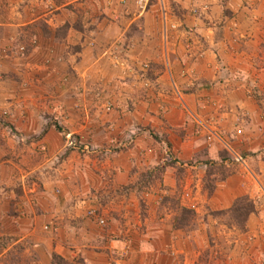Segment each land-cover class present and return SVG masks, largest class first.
<instances>
[{
    "label": "crops",
    "instance_id": "1",
    "mask_svg": "<svg viewBox=\"0 0 264 264\" xmlns=\"http://www.w3.org/2000/svg\"><path fill=\"white\" fill-rule=\"evenodd\" d=\"M36 3L0 0V46L28 29L39 39L23 57L9 53L2 72L17 85L23 59L30 73H40L43 94L8 104L13 116L19 105L30 121L53 115L63 130L50 125L27 146L34 151L37 140L48 151L27 153V206L11 226L0 225V235L29 236L34 225L21 221L36 215L55 227L32 246L23 248L22 237L0 241V264H54V252L68 264H200L192 224L177 219L184 208L195 215L196 234L210 224L207 216L230 209L243 194L264 209V8L258 20L246 14L247 23L238 19L216 32L183 5L180 16H169L166 38L155 0L147 9L131 0H41L37 9ZM80 6L93 10L76 26ZM98 93L114 100L111 113L98 107ZM31 125L24 123V135L36 134L42 122ZM66 131L102 151L66 148ZM231 150L246 153L247 163L235 162ZM218 162L232 171L210 194L204 176ZM91 207L105 225L88 215Z\"/></svg>",
    "mask_w": 264,
    "mask_h": 264
},
{
    "label": "rangeland",
    "instance_id": "2",
    "mask_svg": "<svg viewBox=\"0 0 264 264\" xmlns=\"http://www.w3.org/2000/svg\"><path fill=\"white\" fill-rule=\"evenodd\" d=\"M34 1H37V9L41 0ZM51 1L53 2L55 0ZM167 4L169 15L180 16L182 11L185 10L181 8V6L186 5L187 8L185 11H189L195 17L200 16L205 24V27L209 28V31H211V27H214L216 32H223V30H226L224 29V25H227L228 23L235 25V22L238 19L241 23H247L246 14L249 15L251 19L258 20L260 13L264 8V0H167ZM203 5L207 6L206 10L203 9ZM196 7L198 8L197 12L194 11ZM85 10L88 11L93 9H84L83 6L75 9L78 16V19L75 22L76 26H79L82 18L85 16ZM93 12L95 13L97 10L94 9ZM96 14L100 17H104L106 13H103L100 9ZM158 15L160 16V11L158 12ZM7 30L9 31V29ZM63 30L65 33L67 31V26L64 27ZM23 33L24 38L22 37L21 40L15 35H11L10 38H13H9L5 44L0 46V94L2 93V95H5L4 100L0 97V225L3 226H11L12 223H14L13 218L17 219L20 216L23 217V215L19 212V207L27 206V202L24 197V195H26L27 188L23 183L24 178L22 177V169L26 166L28 167L29 165H27L29 157L27 153L34 157L35 155L33 156L32 153L40 155L48 151V146L44 143L38 142L37 140H35L36 143H34V151H28L27 146L30 145L35 138L37 139L41 133L47 130L50 125H55V122H58L57 119H54L53 115H48V117L46 116L47 120H43L42 117L35 118L34 115L35 119L30 121L28 118H25L27 117L26 112L20 108L21 106L19 105L17 111L18 114L16 113L13 116V112L11 110L13 104H11V106L8 104V100L23 102L26 99L25 96H28L30 93L36 97L43 94L41 88L42 85H40L41 83L38 80L40 73L38 71L30 73L31 70H27L26 66H22L24 65L23 59L19 60V63L17 62L19 66L16 71L21 76L17 85L12 81L7 80L6 72H2L3 67L6 68L10 65L8 58L9 53L11 54L10 59L14 57H23L25 54H28L31 48L39 42V39L31 34L35 33L33 29H28L26 32H22V34ZM77 46H79V44H77ZM12 75L13 74L10 76ZM28 77H30L29 82V79H27ZM149 84L150 83L148 82L144 86L147 88ZM81 87L84 92L80 93V97L85 98L86 89H83L85 85H82ZM106 95L107 94L102 95L98 93L97 97L100 99L98 107L101 109L102 113H111L113 108L108 110L106 104L111 103L114 107L115 102L114 100L109 99ZM74 107L77 108L78 106L75 105ZM84 107L85 106L82 104L79 105V109ZM77 114L80 113L77 112ZM13 120L16 124L18 123L16 126L13 124ZM25 122H31L33 126H38L42 122V126L34 131L36 134H32L29 137L24 135L26 129L23 125ZM34 122L36 124H34ZM69 133H73V135H76L79 139H81L84 144H88V142L84 141L80 135L68 131L65 133L63 132L65 138L64 144L67 142V135ZM89 144L93 145L92 143ZM231 144L229 145L232 146ZM44 145L47 147L46 150H42L41 148ZM93 146L96 149L98 148L96 145ZM118 147H122V145L119 144ZM228 148L230 149V147ZM92 152L97 153L100 152V150H79V153L81 154ZM233 153L234 151L231 150V155H234ZM245 154L246 153H242L240 155L245 158ZM226 155L227 157H230L228 154H225V156ZM32 159L33 158H30V162ZM233 159L235 160L234 156ZM244 163L247 162L245 161ZM243 165L248 168L247 164ZM252 169H247L249 170L250 176L252 178H257L254 174L255 170L253 172ZM231 171L230 165H226L221 162H218L215 166H209L204 176V188L209 192V189L215 186V182L217 180L224 179L231 173ZM256 173L262 174L263 172L262 170L256 169ZM32 175V178L37 181L38 176H42V173L36 169L32 170ZM155 176L159 177L160 173L158 172ZM10 177L12 178V181L9 182L8 179ZM257 180H260V178ZM42 186L43 185H41V187ZM54 190L57 194H61V191L56 189V187H54ZM259 191L263 192L260 188ZM240 199L241 200L236 206H232L230 209L216 211L212 213L213 215H211V217L207 216L206 218L212 219L210 220V224L206 228L204 227V229L198 231L197 234L195 230L196 218L194 213H192L191 210L189 211L187 208L183 209L182 213L184 215L181 223L192 224V226L189 227L190 234L193 233L190 237V241L194 242L193 247H196L197 243L200 244V264H264V209L261 208L262 202L257 198H251L249 194H243L240 196ZM253 205L255 206V211L249 212L250 207ZM6 213L11 214V217H8ZM44 218L45 217L42 215H36V217H30L22 220V223L28 222L34 225L33 227H35V230H33L34 228L31 229L32 231L28 234L29 236H25L24 238L22 237L23 235H19L18 233H3L0 235L1 243L7 245L8 242L16 241L18 238L22 237L23 244H20L23 248L30 243L32 246L34 239L45 238L46 235H49L51 227H55L54 222L52 223L54 226H51L50 222L46 221L45 223ZM215 220L217 222H214ZM46 225H48V228L45 227ZM189 244L191 246L190 242ZM14 248L15 250L17 248L18 250L19 247L15 245ZM52 258L56 264H68L63 257L61 258V255L55 252L52 254Z\"/></svg>",
    "mask_w": 264,
    "mask_h": 264
},
{
    "label": "built area",
    "instance_id": "3",
    "mask_svg": "<svg viewBox=\"0 0 264 264\" xmlns=\"http://www.w3.org/2000/svg\"><path fill=\"white\" fill-rule=\"evenodd\" d=\"M133 1L140 9H147L148 5L153 1V0H131ZM157 2H159L160 4V12H161V17H162V20H163V23H164V36L167 38L169 33V28H170V25L168 23V20H169V11H168V4H167V0H155ZM203 9L206 10L207 9V6L206 5H203ZM194 11H198V8L196 7L194 9ZM146 66L149 65V63H145ZM106 107L108 110L112 109L113 108V105L111 103H107L106 104ZM115 142V141H114ZM117 142V141H116ZM66 148H70V149H75V150H85V151H98V150H101L102 151V148L101 147H98L97 149L94 148L93 145H90L89 143L88 144H84V142H82L81 139H79L76 135H73V133H69L67 135V142H66ZM118 147V145H117ZM42 150H46L47 147L44 145L41 147ZM103 152H112V149H104ZM235 157V161H238V162H242L244 163L245 162V159L243 156H241L240 154H235L234 155ZM88 215L91 216V217H94L96 219V221L100 224V225H105L106 224V219L99 215L98 213V210L94 207H91L88 209ZM46 228H48L46 226Z\"/></svg>",
    "mask_w": 264,
    "mask_h": 264
},
{
    "label": "trees",
    "instance_id": "4",
    "mask_svg": "<svg viewBox=\"0 0 264 264\" xmlns=\"http://www.w3.org/2000/svg\"><path fill=\"white\" fill-rule=\"evenodd\" d=\"M54 126H55L57 129H59L60 131L63 130V127H62L58 122H55V125H54ZM228 153H229V152L227 151L226 154H228ZM228 155H229V154H228ZM229 156H230V155H229ZM226 158H231V156H230V157H227V155H226ZM214 189H215V186L212 187L211 189H209V193H210V194L213 193ZM240 200H241L240 197L237 198L236 201L234 202L233 207L236 206ZM189 211H190V210H189ZM253 211H255V206H254V205H253L252 207H250V209H249V212H253ZM183 215H184V214L180 215V217L177 218V219H178V222H179L180 224H182V225L186 224V223H181V221H183V220H182ZM54 255H55V254H54ZM61 258H62V257H61ZM53 262H54V264H56L55 261H54V259H53Z\"/></svg>",
    "mask_w": 264,
    "mask_h": 264
}]
</instances>
